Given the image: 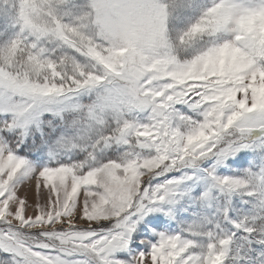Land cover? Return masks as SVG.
<instances>
[{
	"label": "snow or ice",
	"instance_id": "obj_1",
	"mask_svg": "<svg viewBox=\"0 0 264 264\" xmlns=\"http://www.w3.org/2000/svg\"><path fill=\"white\" fill-rule=\"evenodd\" d=\"M0 264H264V0H0Z\"/></svg>",
	"mask_w": 264,
	"mask_h": 264
}]
</instances>
